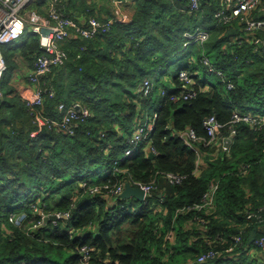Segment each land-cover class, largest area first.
Instances as JSON below:
<instances>
[{"label":"trees","instance_id":"obj_1","mask_svg":"<svg viewBox=\"0 0 264 264\" xmlns=\"http://www.w3.org/2000/svg\"><path fill=\"white\" fill-rule=\"evenodd\" d=\"M59 7L68 14L64 0ZM119 7L125 18L107 33L72 36L61 45L65 64L42 81L54 95L35 111L20 86L43 54L40 37L27 32L3 47L0 264H264V249L255 244L264 238V123H237L226 151L221 139L204 145L211 116L223 125L235 110L264 118V56L241 20L214 19L221 0L204 1L193 15L188 0H131ZM198 26L209 39L184 47V34ZM205 56L223 76L204 64ZM181 70L194 73L188 87L196 96L175 102L172 96L184 88ZM146 78L155 83L148 96L139 91ZM156 101L154 129L134 148L133 131ZM60 103L79 104L91 115L74 120L69 131L52 125L32 136L35 116L59 120ZM189 129L202 138L194 148L181 138ZM221 134L230 131L223 127ZM166 173L185 178L172 184ZM133 182L156 185L146 204L105 189ZM211 183L217 185L213 204H202ZM52 214L68 217L44 223ZM212 250L214 258L199 261Z\"/></svg>","mask_w":264,"mask_h":264},{"label":"built area","instance_id":"obj_2","mask_svg":"<svg viewBox=\"0 0 264 264\" xmlns=\"http://www.w3.org/2000/svg\"><path fill=\"white\" fill-rule=\"evenodd\" d=\"M36 0H0V82L4 73L7 70V62L4 57L2 46L10 45L18 42L24 37L27 32H34L40 37V45L43 50V54L36 60L30 73L27 75V82L33 89L28 95H22L25 103L33 110H37L39 107L44 106L45 96H53L54 91L52 89H43V79L49 74L53 67L62 66L65 64L68 55L62 49L61 45L64 41L72 36H80L86 39H94L98 35L107 33L116 22L124 20L122 13L114 18L106 21H101L96 17L90 16L85 24L79 23L75 18L66 14L60 7V0H50L49 9L47 15H41L33 10L31 7ZM131 1V0H128ZM174 1V0H170ZM204 1L208 0H188V9L190 13H198L204 4ZM124 0H115L116 4L122 5ZM221 8L218 9L214 18L217 22L222 24H228L235 19L243 20L246 23L247 34L252 35L251 42L256 46V52L264 56V37H258L252 33L254 30L264 32V18L259 17V13L264 12L263 0H221ZM257 15L253 17L254 14ZM31 25V27H28ZM187 41L184 43V47L192 44H203L209 39V33L202 29L197 28L193 31L186 32L184 34ZM203 62L207 65L211 71L223 76L221 71L214 70L211 67L210 60L207 56L204 57ZM180 80L184 88L179 96H172L173 101L179 99L188 100L196 96V91L188 86H191L194 82V73L187 70H181ZM232 84H228V88H232ZM155 83L153 79L146 78L141 84L139 91L145 96L151 95L154 92ZM2 92L0 89V96ZM58 111L61 114L59 120H52L37 114L35 116V123L38 129L32 133V136H36L46 126H56L59 128H68L71 130V124L76 119H84L91 115L90 110L82 107L79 104L66 105L60 103ZM240 122L248 123L252 126L264 123V120L250 112H243L235 110L232 120L223 125L218 122L215 116H211L204 122V128L207 131L208 139L204 140V145L216 144L221 139L223 150L226 151L228 146L225 144L226 139L234 138L237 134L235 125ZM154 123L150 126V120L138 124L133 132L130 142L133 147L140 145L153 128ZM227 127L230 131L229 136L222 137L221 128ZM221 134V135H220ZM181 138L186 144L194 148V143L202 140L195 130L189 129L181 134ZM133 152V149H127L126 156H129ZM248 166H244L243 169H247ZM168 181L172 184L181 182L185 177L179 174L166 173ZM134 187H140L144 193L143 203H147V199L153 195L156 185L154 182L131 183ZM105 189L112 195L118 196L125 189V184H119L116 188L112 189L106 186ZM217 190L216 184H210L209 190L204 194L202 204L212 205L214 196ZM99 189L95 187L92 192H98ZM204 205L199 206L201 209ZM43 215V212L40 213ZM67 217L68 215L65 214ZM252 215H250L251 217ZM11 218L14 215H10ZM45 217V216H43ZM241 236L238 235L234 238L236 243H240ZM255 244L264 249V238L256 240ZM232 250V248H230ZM84 254L88 251L83 248ZM215 257V251H210L200 257L199 261L205 262L209 258Z\"/></svg>","mask_w":264,"mask_h":264},{"label":"crops","instance_id":"obj_3","mask_svg":"<svg viewBox=\"0 0 264 264\" xmlns=\"http://www.w3.org/2000/svg\"><path fill=\"white\" fill-rule=\"evenodd\" d=\"M49 1L50 0H36L31 8L41 15H47L48 9H49ZM127 2H130V1L124 0L122 5L127 3ZM64 3H65V11L69 14V16L72 15L71 17L76 18L77 21L80 22L81 24H85L90 16L96 17L101 21L114 19L119 14V11H120L119 4H116L115 0H64ZM188 4H189V2H188ZM121 10H122V8H121ZM188 12H189V9H188ZM125 14L126 13L124 12L122 16L124 17ZM190 14L193 15L195 13H190ZM261 18H264V16ZM241 21L243 22L244 25H246V23L243 20H241ZM198 28H202V26H198ZM202 29H204V28H202ZM204 30H206V29H204ZM254 31H252L253 34H255ZM261 32H263V31H261ZM263 34H264V32H263ZM72 38L77 39L78 37L73 36ZM64 43H65V41L62 43V45ZM6 46H8V45H6ZM30 71L31 70H28L27 72H25L26 78H27V75L30 73ZM17 77H20V74H18ZM26 78H25V81L20 86L21 96L22 95L23 96L28 95L29 92H31L33 89V87L30 84H28ZM262 119H264V118H262Z\"/></svg>","mask_w":264,"mask_h":264},{"label":"water","instance_id":"obj_4","mask_svg":"<svg viewBox=\"0 0 264 264\" xmlns=\"http://www.w3.org/2000/svg\"><path fill=\"white\" fill-rule=\"evenodd\" d=\"M129 21V19H125ZM221 135V134H220ZM233 138L226 139L225 144L229 147ZM153 154L151 157L153 158ZM121 197L124 199H128L130 197H135L138 201L143 202L145 193L140 187H134L130 183L126 184L124 191L121 193ZM58 220V216L55 214L48 215V217H44V223H48V221L56 222Z\"/></svg>","mask_w":264,"mask_h":264},{"label":"rangeland","instance_id":"obj_5","mask_svg":"<svg viewBox=\"0 0 264 264\" xmlns=\"http://www.w3.org/2000/svg\"><path fill=\"white\" fill-rule=\"evenodd\" d=\"M28 27H31V25H28ZM3 47H4V46H2V51H3ZM158 94H159V93H158ZM159 107H160V101H156V102L150 107V109L147 111L148 114L145 116V118H144V122H146L147 119L149 118V120H150V126H152L153 123H154V120H155V118H156V116H157V111H158ZM153 129H154V126H153V128L151 129V132L153 131ZM133 132H134V131H133ZM136 147H137V146H136ZM134 148H135V146H134ZM34 210L36 211V213H41V212H42V210H41L39 207H37V206H35ZM56 215L58 216V220L61 219L62 217L67 218V216H66V215H63V214H56ZM45 216L48 217L47 215H45ZM58 220H57V221H58ZM57 221H56V222H57ZM43 225H44V224H42V226H43Z\"/></svg>","mask_w":264,"mask_h":264},{"label":"bare ground","instance_id":"obj_6","mask_svg":"<svg viewBox=\"0 0 264 264\" xmlns=\"http://www.w3.org/2000/svg\"><path fill=\"white\" fill-rule=\"evenodd\" d=\"M134 152V151H133ZM133 152L129 155V156H132Z\"/></svg>","mask_w":264,"mask_h":264}]
</instances>
